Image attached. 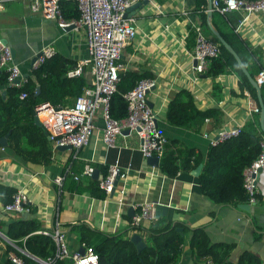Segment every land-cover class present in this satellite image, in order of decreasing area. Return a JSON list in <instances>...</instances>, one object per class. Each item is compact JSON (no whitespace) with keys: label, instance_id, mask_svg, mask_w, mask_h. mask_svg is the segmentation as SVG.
I'll return each instance as SVG.
<instances>
[{"label":"crops","instance_id":"crops-1","mask_svg":"<svg viewBox=\"0 0 264 264\" xmlns=\"http://www.w3.org/2000/svg\"><path fill=\"white\" fill-rule=\"evenodd\" d=\"M198 1L147 0L130 17L135 21L136 36L121 52L119 64L122 69L119 74H145L146 78L154 80V86L147 92V100L156 114L160 133L167 142L176 141L205 156L209 147L214 145L211 140L216 138L219 130L237 125L243 127L255 113L251 105L258 107V104L236 73L227 72L210 78L194 71L192 47L186 46L188 29L192 25L201 26L202 13L206 14L207 23L214 29L211 15L207 14V2L203 7L198 5ZM228 16L239 17L240 23H236L235 32L259 53V64L264 69V13L245 17L230 12ZM84 34L82 27L77 30L59 27L55 20L31 12L23 2H8L0 10V39L13 51V61L22 76L31 73V60L45 46L54 47V55L71 60L75 67L87 57ZM251 65V62L247 63L248 74ZM82 75L89 83L91 73L88 66L83 68ZM215 83L221 87L219 99L212 95ZM249 83L253 86L251 81ZM180 90L190 92L198 110H217V120L213 117L205 120L198 133L168 124L165 119L167 105ZM95 124L96 130L86 146L78 150H53L49 165L22 166L8 158L0 159V182L25 191L29 207L35 209V214L31 215L3 213L0 199L2 223L30 216L39 221L40 228L51 229L56 217L65 232L68 247L78 250L80 242L69 232V225L85 222L108 234L127 230L128 238L137 233L144 240L145 235L129 228L131 216L128 215V208L133 209L136 203L143 201H159L167 206L166 215H171L174 221L181 222L188 229L202 228L211 243L232 245L227 257L232 264H237L244 251L257 254L261 264H264L263 171L256 178L258 193L255 204H249L247 209L241 206L248 203L216 204L201 192L197 176L193 175L194 170L168 177L159 166L152 167L142 158L140 141L134 132L118 136L117 147L106 148L100 139L102 121L99 117ZM70 155L76 168L82 170L85 164H89L101 175L103 168L116 163L125 178H119L112 197L106 195L100 200L86 193L65 190L57 202L53 178L64 168L71 169ZM133 212L136 210L133 209ZM183 236L181 253L175 264H212L209 259L196 258L189 249V233ZM0 264H11L3 242H0Z\"/></svg>","mask_w":264,"mask_h":264},{"label":"trees","instance_id":"trees-1","mask_svg":"<svg viewBox=\"0 0 264 264\" xmlns=\"http://www.w3.org/2000/svg\"><path fill=\"white\" fill-rule=\"evenodd\" d=\"M200 4L205 7L206 0H199L198 5ZM60 7L65 19L79 17L74 2L62 1ZM200 19L207 36L219 42L216 33L229 47L226 49L220 44V54L209 61L204 75L216 78L220 74L234 72L249 88L257 104L258 95L264 104V85L259 87L256 93V88L251 86L249 77L236 60L237 57L245 70L247 63L251 62L250 77L263 69L259 64L260 55H257L259 53L235 32L239 17L230 18L228 13L213 11L211 13L213 30L207 23L205 13H202ZM193 44L194 31L190 27L186 46L190 48ZM73 67L74 63L71 60L53 55L41 65L32 68L24 83L18 87L8 86L7 72L4 68L0 69V140L6 139L5 147L0 145V159L8 158L22 166L51 164L52 146L44 135L43 127L37 126L33 121V107L42 102H48L53 106L72 104L80 95L82 88L88 85L82 74L72 78L64 76L65 72ZM143 78H146L145 74L137 75L129 72L120 75L116 91L109 101L111 117L122 119L126 116L127 103L123 95ZM22 93H25V97L20 98ZM212 95L216 99L221 97V87L217 83L212 86ZM258 108L260 111L259 104ZM211 117L217 120V110H198L192 95L187 90L177 92L168 103L165 112L168 124L197 133L203 122ZM261 137H264V132L260 129L259 112L253 113L251 120L243 126L238 135L211 145L205 156L176 141L166 142L159 160V169L168 177H173L178 172H190L201 165L197 182L203 195L216 204H244L247 203L248 197L243 187V170L257 158ZM69 161L71 170L80 174L81 169L72 164L71 155ZM107 169L105 167L101 170L103 176L106 175ZM60 174L65 175L62 191L86 193L96 199L106 197L104 190L99 187V182L90 176L76 181L66 173L65 168ZM15 191V188L0 182L2 203H9ZM23 213L35 214V209L28 206V211ZM27 217H20L9 223L0 221V231L13 240L18 248L25 249L29 254L44 261L53 259L56 251L53 239L50 236L34 233L40 229V223L36 218ZM69 227V232L75 235L79 244L83 243L93 248L98 264H175L181 253L185 233H189V249L196 258L209 259L212 264H232L227 260L232 245L223 242L211 243L202 228L188 229L181 222L174 221L171 215L155 219L148 227L130 228L145 235L146 246L140 252H137L134 244L126 236L127 230L108 234L85 222H78ZM177 228H182V232H178ZM0 242H3L1 237ZM5 247L6 251L13 249L7 243ZM17 253L26 264H39L28 256ZM53 264L72 263L69 260H54ZM237 264H261V260L257 254L244 251Z\"/></svg>","mask_w":264,"mask_h":264},{"label":"built area","instance_id":"built-area-1","mask_svg":"<svg viewBox=\"0 0 264 264\" xmlns=\"http://www.w3.org/2000/svg\"><path fill=\"white\" fill-rule=\"evenodd\" d=\"M13 1L26 3L31 12L55 20L61 28L72 27L77 30L82 27L85 31L87 57L80 60L72 69L67 70L64 76L78 77L82 74L83 68L88 66L91 73L88 85L82 88L80 95L70 105L53 106L48 102H42L33 107V115L40 120L43 129L47 131L52 150H56L58 146H70V150H78L86 146L96 130L95 121L99 117L102 121L100 139L106 148L117 147L116 138L124 135L123 131L134 132L140 141L139 151L142 158L146 160L149 157H157L159 166L167 140L158 130L156 114L147 100V92L154 86V80L143 78L123 95L127 103L124 118L115 119L109 113L110 97L116 91V85L120 80L121 52L136 36L134 19L124 17V13L130 5L144 0H70L75 3L79 12L77 19H65L62 15L60 3L68 0H0V10L6 3ZM211 11L237 12L246 17L250 14L264 13V0H211ZM192 29L194 44L191 56L196 62L194 71L201 74L207 69L209 61L220 54V43L207 36L200 25H192ZM54 54V47L45 46L32 64V68L41 65ZM3 68L7 72L8 86L18 87L24 83L25 78L13 61L10 47L0 39V69ZM253 81L258 88L264 85V69L254 75ZM23 97L25 93L20 95V98ZM251 106L252 112H259L257 106L253 104ZM242 128L241 125L223 128L211 141L216 144L226 138L236 136ZM259 170L264 172V137L260 139V152L257 158L243 170V187L248 197V204H255L257 201L256 178ZM92 171V167L85 164L80 174L74 173L71 169H67L66 173L78 181L82 177H89ZM116 175H119V178H125V174L120 173L115 163L108 167L106 175L99 181V187L106 195L110 194ZM64 178L65 175L62 174L53 178L57 202H59L60 193L63 192ZM159 203V201L136 203L133 206L136 212L131 217L129 228L148 227L155 220L154 211ZM28 206L27 193L18 189L12 195L11 201L2 205L1 211L20 214L27 212ZM34 233L50 236L53 239L56 245L53 259L44 261L29 254L25 249L18 248L13 240L0 231L3 243L13 248L6 251L7 259L11 264H26L17 252L39 264H53L54 260H69L72 264H98L97 255L91 246L81 243L83 253L68 247L65 232L61 229L56 217L51 229L40 228ZM93 256L95 260L92 259Z\"/></svg>","mask_w":264,"mask_h":264},{"label":"water","instance_id":"water-1","mask_svg":"<svg viewBox=\"0 0 264 264\" xmlns=\"http://www.w3.org/2000/svg\"><path fill=\"white\" fill-rule=\"evenodd\" d=\"M206 2H207V14H208V15H211V13H212V11H211V0H206ZM146 3H147V0H144V1L136 2V3L132 4V5H130V6L126 9V11H125V13H124V17H128V18L132 17V16L135 14V12H136L138 9L142 8V6L145 5ZM69 28H70V27H69ZM211 29H212V28H211ZM212 30H213V29H212ZM215 35H216V37H217L219 43H220L221 45H223L226 49H229L227 43H226V42H225L220 36H218L216 33H215ZM3 43L6 44L5 41H3ZM13 54H14V53H13V51L11 50V55H13ZM39 55H40V52H39L36 56L33 57V59L31 60V64L34 63L35 59H36L37 56H39ZM236 60H237V62H238V64H239V66L241 67V69H242V70L245 72V74L249 77V80L251 81L252 85L257 89V93H258L259 88L254 84L253 77H250V75H249V74L246 72V70L243 68V66H242V64H241V62H240V60H239L237 57H236ZM195 63H196V62L194 61V64H195ZM27 76H28V75H24L23 78H26ZM16 82H17V81H16ZM37 93H38V91H36V94H37ZM3 94H4V93L2 92V95H3ZM258 104H259V107H260V111H259V123H260V129L264 132V125H263V122H264V104H263V101H262V99L260 98L259 95H258ZM33 121H34V123H35L37 126L42 127V123L40 122V120H39L35 115H33ZM123 133H124V134H128L129 131H128V130H125V131H123ZM44 135L46 136L47 140H49L48 133H47V131H45V130H44ZM0 145H1V147H5V145H6V139H5V138H2V139L0 140ZM56 150H60V151L70 150V146H58V147H56ZM146 163H147L148 165H150V166L157 167V166H158V159H157V157H154V156H153V157H149V158L146 159ZM200 169H201V165H199L198 167H196V168L194 169V171H193V175L197 176V175L199 174V172H200ZM259 171H260V170H259ZM91 178L94 179V180H97V181H101V180L103 179V175L99 174V172H98L97 169H94V170L92 171V173H91ZM118 181H119V175H116V176L114 177L113 187H112V190L110 191L109 197H112V196H113L114 189H115V187H116ZM248 206H249V204H248V205H242L241 207H242L243 209H247ZM167 210H168V209H167V206H166L165 204H162V203L157 204V205H156V208H155V211H154L155 219H158V218H160L161 216H165L166 213H167ZM128 215L131 216V217L134 215V212H133L132 207H129V208H128ZM176 230H177L178 232H182V229H181V228H177ZM129 240L134 244V246L136 247L137 252H140V251L146 246V244H145L144 240L142 239V237L139 236L137 233H133V234L130 236ZM78 251H79L80 253H83V248L80 247V248L78 249Z\"/></svg>","mask_w":264,"mask_h":264},{"label":"clouds","instance_id":"clouds-1","mask_svg":"<svg viewBox=\"0 0 264 264\" xmlns=\"http://www.w3.org/2000/svg\"><path fill=\"white\" fill-rule=\"evenodd\" d=\"M92 259L95 260L96 258L93 256Z\"/></svg>","mask_w":264,"mask_h":264},{"label":"rangeland","instance_id":"rangeland-1","mask_svg":"<svg viewBox=\"0 0 264 264\" xmlns=\"http://www.w3.org/2000/svg\"><path fill=\"white\" fill-rule=\"evenodd\" d=\"M70 236V235H69Z\"/></svg>","mask_w":264,"mask_h":264}]
</instances>
